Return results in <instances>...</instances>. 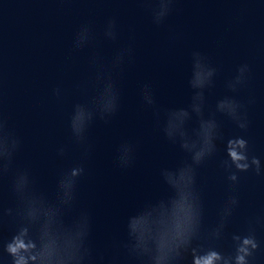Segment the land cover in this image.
<instances>
[{
  "label": "water",
  "instance_id": "1",
  "mask_svg": "<svg viewBox=\"0 0 264 264\" xmlns=\"http://www.w3.org/2000/svg\"><path fill=\"white\" fill-rule=\"evenodd\" d=\"M110 16H116L121 44L133 43L134 58L117 80L121 107L105 120L97 112L84 140L70 135L67 116L78 100L90 98L94 68L90 58L95 47L74 50L72 40L79 25L94 23L97 33ZM116 45L103 41L100 54L110 59ZM204 51L220 68L216 88L209 99L223 92V81L242 62L252 66L249 85L242 95H253L251 125L246 135L253 152L264 159V4L259 0H177L163 25L152 23L149 9L141 0H0V113L7 117L22 139L17 156L21 165L31 167L42 191L53 197L56 180L73 167L83 166L77 178V199L69 216L92 215L94 247L119 264H132L125 258L121 242L126 239L127 217L145 203L165 193L160 175L163 167L174 166L185 155L163 134L160 121L164 110L190 100L187 77L190 53ZM64 95L57 99L54 89ZM147 85L160 109L158 119L143 100ZM225 139L217 141L218 154L201 166L198 181L208 207L206 223L215 221V211L226 192L218 161L225 155L226 139L241 133L227 117H221ZM66 144L63 156L56 149ZM130 149L125 164L122 149ZM10 176L0 174V203L13 205ZM241 207L228 226L220 246L231 251V233L243 232L246 218L264 210V177L242 173ZM13 226L8 218L0 227V241L10 239ZM264 241V225L256 226ZM5 264L11 257L3 253ZM188 253L182 264H191ZM253 264H264V244Z\"/></svg>",
  "mask_w": 264,
  "mask_h": 264
},
{
  "label": "clouds",
  "instance_id": "2",
  "mask_svg": "<svg viewBox=\"0 0 264 264\" xmlns=\"http://www.w3.org/2000/svg\"><path fill=\"white\" fill-rule=\"evenodd\" d=\"M259 2L264 4V0ZM176 3L177 0H141L157 26L165 23ZM101 38L116 45L110 59H105L98 50ZM120 40L116 16L106 19L100 34L90 20L81 23L75 32L74 50L97 49L90 58L94 68L90 98L76 101L67 116L68 130L76 140H84L95 113L107 120L121 107L117 77L133 60L134 47L132 42L121 44ZM219 73L220 68L204 51L191 50L187 77L190 100L165 109L160 121L165 137L185 155L174 166L160 170L165 193L127 217L126 239L120 247L132 264H182L188 253L191 264H253V258L264 244L256 234V226L264 225V210H261L246 218L247 227L243 232L231 233V251L220 246L241 207V174L254 172L264 177V159L253 152L246 135L251 125L250 107L256 103L255 96L242 95L251 79V64L239 63L223 81L224 91L210 101L209 93L216 88ZM54 95L61 99L63 88L58 85ZM143 100L146 107L156 111L159 119L156 97L147 85ZM221 117L230 119L241 133L226 139L225 155L218 161L226 192L216 207L215 221L208 224V207L198 174L201 166L217 156V141L225 139ZM21 146L22 139L16 129L0 113V174L10 176L13 198L10 207L4 208L0 203V227L5 218L13 226L11 238L0 241V264H5V252L11 257V264H99L104 261V253L94 247L91 239L92 215L83 211L74 216L67 214L77 199V178L85 173L84 167L65 171L56 180L55 194L50 197L38 186L31 167L18 163ZM66 148V144H61L57 154L63 156ZM120 159L125 164L131 160L129 148L122 149ZM119 261L120 257L111 256L108 264H119Z\"/></svg>",
  "mask_w": 264,
  "mask_h": 264
}]
</instances>
